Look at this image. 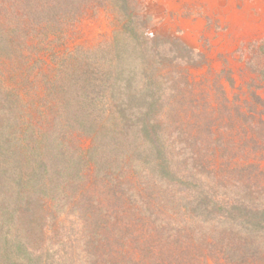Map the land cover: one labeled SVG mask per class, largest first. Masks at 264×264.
Listing matches in <instances>:
<instances>
[{"label":"rangeland","instance_id":"374dc122","mask_svg":"<svg viewBox=\"0 0 264 264\" xmlns=\"http://www.w3.org/2000/svg\"><path fill=\"white\" fill-rule=\"evenodd\" d=\"M94 5L83 7L79 18L64 26L62 33L48 32L41 44L36 39L28 41L30 46L40 44L33 52L25 48L20 53L0 42V259L8 253L18 264L47 259L55 264L81 263L69 255L68 248L81 234L83 212L66 201L67 208L59 214L56 192L27 195L18 211L23 218L16 221L18 193L33 182L28 173L35 151L23 122L30 115L41 114L46 124L52 111L63 106L74 114L81 110L99 119L104 112L95 103L110 102L118 115L127 116L135 126L151 110L170 144L182 147L187 138L199 137L190 144L193 150L216 151L218 175L225 169L223 174L231 177V168L249 162L264 170L260 73L264 69V0H95ZM69 52L77 56L69 58ZM90 101L93 104L82 106ZM74 133L77 145L83 149L92 145L90 137ZM184 166L198 173L194 163L184 162ZM199 176L209 195L198 191L189 197L194 201L189 205L192 213L207 220L209 231L220 239L223 229L236 227L235 237L243 227L231 220L238 210L231 215L225 206L220 207L229 196L226 189L216 188L212 174ZM52 182L57 184L55 179ZM212 198L221 205L213 204ZM180 203L185 209L184 201ZM236 239H241V233ZM22 240L42 254H29ZM195 248H190L192 263L176 264H202L204 257L197 253L205 256L207 264L225 262L214 263L213 253H220L215 248ZM156 260L150 255L144 259L146 264Z\"/></svg>","mask_w":264,"mask_h":264},{"label":"trees","instance_id":"16d2710c","mask_svg":"<svg viewBox=\"0 0 264 264\" xmlns=\"http://www.w3.org/2000/svg\"><path fill=\"white\" fill-rule=\"evenodd\" d=\"M94 3L95 0H0V42L20 53L25 48L33 52L48 39V32L62 33L64 26L69 27L79 18L83 7H93ZM31 39L40 44L30 46ZM67 54L69 58L77 56L76 52ZM57 70L60 75V69ZM260 73L264 80V69ZM90 103L93 101L84 102L82 106ZM95 105L103 110L102 118L91 119L81 110L74 114L63 106L52 111L47 125L41 114L23 118L24 133L35 155L28 173L33 182L23 186L16 197V221L19 216L23 218L18 211L27 195L56 192L60 195V202L55 204L59 214L67 208L66 201L71 208L83 212L81 234L68 248L71 249L69 255L76 257L80 264H146L144 259L148 255L156 256V264L192 263L190 248L205 245L220 252L216 256L213 253L214 263L222 259L223 264L239 259L245 264L264 261V170L259 164L249 162L235 166L228 171L231 177L223 174L225 169H222L220 176L213 159L216 151L197 152L191 147L199 137L187 138L182 147L176 146L158 129L151 110L133 126V120L118 115L110 102ZM76 131L91 138L92 145L88 149L77 145L73 135ZM216 141H223L222 133ZM224 146L226 150L228 145ZM183 161L194 163L198 173L188 167L182 169ZM202 173L212 174L217 189L221 185L226 189L225 195L229 196H225L226 202L222 201L220 207L225 206L223 209L231 215L232 210H238L239 214L233 213L231 220L239 222L243 229H238L235 237L236 227L232 231L223 229L220 239L217 233L209 231L207 220L192 213L189 205L194 201L189 197L198 191L208 193L199 176ZM54 179L57 184L52 182ZM69 189L70 194H67ZM212 202L221 205L215 198ZM202 209L207 210V206ZM240 215H244L243 218ZM30 231L32 233L33 229ZM238 233L241 239L237 240ZM19 242L29 254L35 257L42 254H36L23 240ZM197 256L204 257L202 264H207L203 254L197 253ZM5 257L0 259V264H18L12 254L6 253ZM54 262L47 259L39 260L38 264Z\"/></svg>","mask_w":264,"mask_h":264}]
</instances>
